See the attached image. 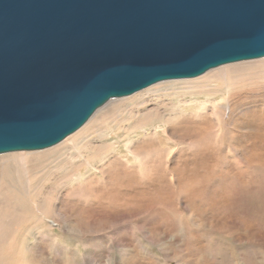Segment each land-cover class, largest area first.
<instances>
[{
    "label": "rangeland",
    "instance_id": "obj_1",
    "mask_svg": "<svg viewBox=\"0 0 264 264\" xmlns=\"http://www.w3.org/2000/svg\"><path fill=\"white\" fill-rule=\"evenodd\" d=\"M254 73L223 102L158 111L184 78L115 98L76 141L94 169L46 152L58 143L0 154V264H264V68ZM144 93L146 105L131 100ZM159 116L166 132L148 129ZM115 117L118 135L148 129L132 153L93 129Z\"/></svg>",
    "mask_w": 264,
    "mask_h": 264
},
{
    "label": "water",
    "instance_id": "obj_2",
    "mask_svg": "<svg viewBox=\"0 0 264 264\" xmlns=\"http://www.w3.org/2000/svg\"><path fill=\"white\" fill-rule=\"evenodd\" d=\"M264 57V0H0V154L51 147L113 98Z\"/></svg>",
    "mask_w": 264,
    "mask_h": 264
},
{
    "label": "bare ground",
    "instance_id": "obj_3",
    "mask_svg": "<svg viewBox=\"0 0 264 264\" xmlns=\"http://www.w3.org/2000/svg\"><path fill=\"white\" fill-rule=\"evenodd\" d=\"M263 60L264 59H259L258 61H256V62H261V63H256L255 61H251V60L250 61L249 60L248 61L242 60V61L232 62V63L225 64L223 66H219L215 70L210 71L207 74L200 75V76H197L194 78H184L183 81H179V82H181L182 84H185L186 88L179 90V92L174 93V94L161 95L160 98H162V101H168V103L165 102L166 108L158 107L157 109H158V111L160 109H163V111H169V109H167L168 106L173 107L177 103H178V105H180L182 103L191 104L193 99L198 97V96L200 98H205L206 96H210L211 94H214V93H222L221 101L227 100L228 97L230 99L231 98L230 94L234 88H237V86H241V85L242 86L250 85V83H246V82H239L238 83L237 80L244 78L246 76H254L255 75V73H254L255 69L264 68V61ZM160 82H162V81H160ZM157 83H159V82H157ZM153 85H150V88ZM206 87H208V88L205 89ZM143 89H145V88H143ZM143 89H141V90H143ZM147 90H149V87L146 90H143V92L144 91L147 92ZM141 92H139V94H141ZM235 94H237V93H235ZM135 96L136 97H134L131 100L137 101V102L140 101L139 103L142 104L143 106L146 105V102H148L149 101L148 99H150L148 97L147 98L144 97L145 93L142 95H135ZM213 96L214 97L209 98V100L210 101H217L218 98L216 97V95H213ZM236 97H240V94L236 95ZM251 97H249V98H251ZM254 98H251V99H254ZM114 102H118V100L113 98L110 101H108L104 106L100 107L94 113V115L90 118L89 121H87V123H85L76 132L67 136L64 140H62L60 143H58V146H60V147H57V149H55L54 151H46V152H55V153L61 152L63 156L71 157V156L77 155L80 157V160L85 159V157H84L85 154H83L82 150L77 149V145H76L77 139L80 137V135L86 129L90 128L94 124V123L92 124L93 121L95 122V120L98 121L100 119V115L104 116L105 114L110 112L109 110H111V109L108 110V108H109L108 106H110L109 104H113ZM201 102L205 103V100H203ZM115 104H117V103H115ZM159 104H160L159 100L156 99V105H159ZM113 106H115V105H113ZM111 108H113V107H111ZM169 113H171V112H169ZM149 114L155 115V112H150ZM116 118L117 117L113 118L112 122H105L101 125H96L93 127V129L97 128L96 131L99 132V134L101 136H106V139L104 142L109 144L108 146H110V147L117 146L118 148L126 149V150H128V152H131V153L133 152V148H134V147L132 148V146H133L132 143L135 142L132 138H133V136H136V135L139 136L140 135V132L138 130H142L143 132L147 131L148 129H153L155 131H157L158 129L159 130L162 129V131H164V132H166V130H167V127H166V129L161 128L162 125H160L161 123L162 124L168 123V120L166 119L167 117H165V116L160 117L159 116L158 118L161 120H160L159 124L157 123V125H154L155 124L154 123L152 126L150 123L149 125H151V126H149L147 129L145 126L138 125V123H135L132 121V123H130V124L128 123L129 126L128 125L126 126V128L127 129L130 128V130L128 132H124V133L122 132L118 135L120 129L122 128L121 124H120V123H122L121 122L122 120L120 119L121 121H119ZM133 123H135V124H133ZM115 136H116V138H115ZM136 140H138V139H136ZM6 156H9V155H6ZM19 162H20V160H19ZM85 163H86V168L88 170L94 169V165L92 163V160H90L89 158L85 159Z\"/></svg>",
    "mask_w": 264,
    "mask_h": 264
}]
</instances>
